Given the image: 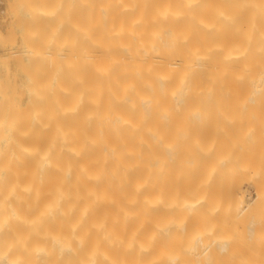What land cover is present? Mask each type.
<instances>
[{
  "label": "bare ground",
  "instance_id": "bare-ground-1",
  "mask_svg": "<svg viewBox=\"0 0 264 264\" xmlns=\"http://www.w3.org/2000/svg\"><path fill=\"white\" fill-rule=\"evenodd\" d=\"M6 2L0 264L44 253L31 211L78 216L51 240L64 264H196L181 245L242 232L264 245V0ZM104 224L153 233L105 250L82 233Z\"/></svg>",
  "mask_w": 264,
  "mask_h": 264
},
{
  "label": "rangeland",
  "instance_id": "rangeland-1",
  "mask_svg": "<svg viewBox=\"0 0 264 264\" xmlns=\"http://www.w3.org/2000/svg\"><path fill=\"white\" fill-rule=\"evenodd\" d=\"M5 2H6V0H0V13H1L0 14V17H1L0 18V28L1 29H4L6 27V25H5V24H7L6 22H10V12L7 9V2L6 3ZM4 11H6V13ZM2 14H3V16H2ZM65 215L66 214H63V213L57 212V211H55V212L50 211L49 213H39L37 211H31V212L27 213V216H25V219L32 221L31 223L35 227L37 226V223H38L37 227H39V225H40L43 228L42 229L43 232H41V235L47 234V235H45V237L44 236L43 237L49 243L48 244L46 242V240L43 238L45 240L46 245L43 242L44 245L42 244L43 247L41 246L43 249H41L42 251H40V252L41 253L44 252L45 254L43 253L41 256H38V258L35 257L37 260H35V262H33L32 264H34V263L35 264H64L65 259L69 258L68 255H63L64 252L62 251L63 250L62 247L60 248L57 246V245L60 246L59 242H57L59 244L56 243L57 245L55 248V243L53 244L51 241L52 238L55 240V237L57 239L56 241L61 240V238H58V237H63V233H66V231H67L65 229L68 228L69 226H72V225H70L69 221H72L73 219L75 220L76 218H78L77 215H76L77 217L75 215H72V216L71 215L65 216ZM105 217H108V216H105ZM105 217H102V218L107 220V218H105ZM108 218H111V217H108ZM63 220L64 221L67 220L68 223L67 222L64 223ZM40 223H42V224H40ZM63 224L65 227L63 226ZM23 225H25L24 227L28 226V224H23ZM104 225L105 226L102 225L99 230H98V228H94V229L88 228V230L84 229V230H82V233H85L86 235H88V239H90V241H93L94 238H101L104 241L103 244L105 245L106 243L110 244L112 242L111 240L114 239L113 241L117 240L119 243L122 241L121 246L126 241H129V240H134V239L136 240L137 239L136 241H138V242L144 241L145 238L147 237V235H151L153 233L151 231H144V230L141 231L140 229H137V230H139V231H137L135 228H133V229L132 228H124V227H121L119 225L115 226L116 224L113 226L112 225L109 226V228H107L106 224H104ZM34 226H32V227H34ZM14 231H15V201L12 199H0V237H1L0 243H3V241L7 238L9 239V238L13 237L12 233H14ZM34 232H35L34 233V240H36L34 242H37V236H39V233L36 234L37 231H34ZM90 233L92 234V236ZM166 233L167 232H165V234ZM162 235H164V233H162ZM244 235L245 234L243 232L237 234V236H240V239L232 241L230 243H227L223 246L217 242H212V243H207V244L199 242V243H197V245L192 246L191 248L186 247V244L181 245L184 248L180 249V251H181L183 256H187V257L191 258L196 264H242L241 262H244L246 259L248 261H245V262H249V263L251 262V264H254V263L255 264H264V245H261L258 242H255L253 240V238H251V237L244 238ZM46 237H48L49 239H47ZM75 237H76V235H75ZM112 237H113V239H112ZM13 238L15 239V234H14ZM139 238H140V240H139ZM48 240H50V241H48ZM94 240H97V239H94ZM146 240H147V238H146ZM114 243L115 242H113V246H114ZM109 244H106L105 248L103 247V249L106 250L107 247H109V249H110L112 244H110L111 246ZM52 245H54V247ZM51 247H53V248H51ZM116 248L112 247L111 250H109V251L107 250V251L110 253L112 252L111 254L113 256H118V254L120 255L121 252L119 253V251H120V250H118L119 248H117V249ZM178 248H172V246H170V245H168V246L162 245L160 250L162 249L161 251H162L163 257H166V256L170 255V252H172L174 249H178ZM47 250H49V251H47ZM80 250H83V249H80ZM163 257H161L160 260H162ZM102 260H104V258ZM106 260L107 259L104 260L103 264H105V263L106 264H112L113 263V262L109 263ZM37 261H39V262H37ZM161 262H164V261L162 260Z\"/></svg>",
  "mask_w": 264,
  "mask_h": 264
}]
</instances>
